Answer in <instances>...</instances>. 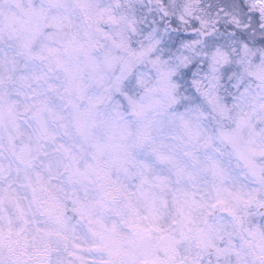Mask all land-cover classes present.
<instances>
[{"label": "clouds", "instance_id": "9594fccd", "mask_svg": "<svg viewBox=\"0 0 264 264\" xmlns=\"http://www.w3.org/2000/svg\"><path fill=\"white\" fill-rule=\"evenodd\" d=\"M0 264H264V0H0Z\"/></svg>", "mask_w": 264, "mask_h": 264}, {"label": "snow or ice", "instance_id": "6c2138e0", "mask_svg": "<svg viewBox=\"0 0 264 264\" xmlns=\"http://www.w3.org/2000/svg\"><path fill=\"white\" fill-rule=\"evenodd\" d=\"M258 15H259V14L257 13V14H256V17H254V18H258Z\"/></svg>", "mask_w": 264, "mask_h": 264}]
</instances>
